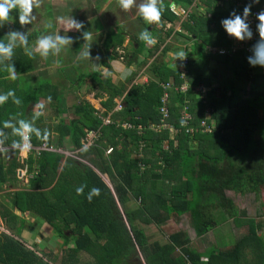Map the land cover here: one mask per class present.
I'll return each instance as SVG.
<instances>
[{
    "label": "trees",
    "instance_id": "trees-1",
    "mask_svg": "<svg viewBox=\"0 0 264 264\" xmlns=\"http://www.w3.org/2000/svg\"><path fill=\"white\" fill-rule=\"evenodd\" d=\"M191 1L166 0L181 7H189ZM216 1L204 0L203 13L190 14L191 22L180 24V28L193 37L190 50L184 52L185 65L174 67L160 62L155 80L131 85L123 96L124 89L112 86L108 79L93 73L91 80L97 91L107 95L101 103L104 110L101 114L108 113L112 124L102 126L95 110L83 101L73 107L78 120L73 124L58 123L53 128L55 136L50 143L49 135L43 138L45 130L26 118L32 95L49 99L52 93L54 100L56 95L55 88L47 82L36 85L37 89L23 84L22 75L32 71L34 61L33 55L24 52V47L38 36V32H28L27 45L20 46L18 42L11 58L0 62V94L9 90L15 93L0 105V146L7 148L13 141H21L13 128L4 127L5 121L19 127L18 122L23 119L38 129L41 137L31 134L32 147L53 145L56 148L65 141L72 149H78L85 131H98L90 148L82 150L80 155L94 156L89 164L106 176L110 187L88 165L64 159L54 152L40 150L27 154L21 164L13 156L6 157L5 169L0 164V183L6 180L5 172L12 174L14 179L15 170L20 167L30 174L26 189L6 195L8 205L18 215L28 214L52 228L64 247L65 259L61 264H75V255L80 251L91 250L97 256L92 241L98 243L103 252V259L92 264H120V258L134 253L135 249L144 264H162L165 259L177 264H201L203 255L187 245L184 233L168 235L162 245L148 243L136 222L158 226L172 215L187 213L194 236L199 237L216 225L214 211L220 209L228 217L234 216L232 203L224 197V190L251 192L258 185L264 186V149L259 147L261 138L264 140V97L254 92L256 89L251 93L257 85L264 86V67L251 65L240 51L230 57L205 54L204 46L229 45L221 22L231 18L230 12L241 15L247 6L244 1L241 7L231 5L221 10L215 7ZM167 3L161 5L162 20L172 23L174 17ZM258 4L259 9H264V0H259ZM3 28H0V42L6 44L8 36L1 33ZM169 33L165 32V36ZM111 43L119 45L120 36L106 37L103 47ZM205 60L221 64L226 71L249 83L247 96H243V89L235 91L219 81L216 86H210L211 78L202 76ZM9 66L15 69L14 73L4 70ZM11 75L16 78L11 79ZM166 82L174 87L186 84L184 92L167 89L168 122L178 127L179 112L186 102L194 129L191 137L181 128L172 138L166 130L156 133L150 128L158 123L157 109L163 92L160 84ZM199 85L206 88L202 94L194 91ZM116 97H121V109L111 112ZM14 99H19L20 103H14ZM200 121L210 127L209 133L201 131ZM122 123L132 128H122ZM138 125L140 130L136 129ZM108 148L111 151L105 154ZM81 185L84 186L83 195L78 196L76 188ZM93 187L100 189V195L89 202L87 197ZM131 200L138 204L135 210L127 207ZM16 213L9 211L0 215L3 229L8 233L0 232V264H49L14 239L21 235L24 227L23 219ZM69 243L71 247H67ZM204 255L208 258L206 264H263L264 261L263 245L251 229L231 248L215 255L210 252Z\"/></svg>",
    "mask_w": 264,
    "mask_h": 264
},
{
    "label": "rangeland",
    "instance_id": "rangeland-1",
    "mask_svg": "<svg viewBox=\"0 0 264 264\" xmlns=\"http://www.w3.org/2000/svg\"><path fill=\"white\" fill-rule=\"evenodd\" d=\"M99 2H101V5L106 4V0H41L40 7L37 8L34 6L32 15L35 16V20H33L30 24L20 25L19 20H18V16L15 17V16L11 15L12 21L10 22V25L4 24L3 25L4 28L2 29V31L3 32L18 31L24 35H27L28 32L36 31V32H38L37 39L33 40L31 45H35L37 40L41 36L50 35L53 38H55L56 36L61 37L60 32L63 31V32H66V33L72 35V36H66L65 35V36H63V38L66 37L68 39H72L73 45L68 44V45L61 46L60 52L58 54H56V57L58 58V57L62 56L63 53H61V51H63V50H64V52L69 51V52H71V54L74 55L77 52L76 48L80 47V45H79L80 40L78 39V35L76 36V33L79 31H84V30L82 28L79 30H77L75 28H69V25H68L69 21L73 20V19L78 21V22L81 21L83 18H85L88 15V11H87L88 7L90 5H93L94 8H98ZM166 3H167L166 0H163L162 5H165ZM107 10H108V8H107ZM111 12L113 13V15H112L111 22H109V24H108V26H110L109 30L111 31L112 29L116 28L118 31H120L119 33H121L123 26L120 25L119 27H116L117 25H115L116 23L119 24V20L117 19V17H119V15L116 13V10L114 8V4L111 6ZM43 16L50 17V18L53 17V18H51L47 23V22H45V19L43 18ZM61 17L63 19L67 20V21H64L62 23V25L58 24L59 20L57 19V18H61ZM49 24H51V27L48 26ZM131 26L134 27L136 29V31H138L142 25L140 23H133L131 21ZM111 27H114V28H111ZM0 28H2V27H0ZM57 30L59 32H57ZM74 31H76V32H74ZM124 36H126V35H124ZM180 39L181 38L179 36H177L178 43L183 44L184 41L182 39L181 40ZM17 42H19V41H17ZM31 49H32V47H31ZM84 50H85V48H84ZM173 50L176 51V50H179V48H174ZM226 50L227 49L225 48L224 51H226ZM83 52L84 51H81V53H80L81 58L83 57L82 56ZM50 53H52V52H50ZM66 56H70V55H66ZM126 56H127V54H126ZM156 59H159V58H156ZM163 59H166V58L164 57ZM49 60H51L50 65L53 64L55 66H56V64H59V61H60L59 60L58 63L53 62V61H55L53 56L51 58H49ZM159 60H161V59H159ZM40 62L41 61H39V63ZM72 62H73V60L71 59L69 61V64H71ZM123 63H124V61H123ZM69 64L67 66H69ZM208 65H211V64H208ZM70 67L72 69V72L75 75H79L81 71L85 72V74L87 76H88V74H90V72H89L90 66L88 65L87 61L81 62V61L77 60V62L73 63ZM174 67H175V65H174ZM50 70H51L50 68L41 67V64H40V67L37 68V73L42 72V75H45ZM55 71L59 72L58 69L54 70L53 72H55ZM224 71H226V70H224ZM98 72H100V71H98ZM227 72L228 73L225 76H229V82L237 81L236 83H232L233 85L229 86V87L235 91H237V90L239 91L240 89L241 90L243 89L244 90L243 96H245L246 93H248L247 91H248V84L249 83H245L241 79H238L230 71H227ZM263 72H264V70H263ZM38 74H40V73H38ZM102 75H104V74H102ZM212 76L216 77V79H223L222 73L220 75L217 71H214V73H212ZM77 77H80V76H77ZM57 78L58 77L55 76V78L52 79V81H56ZM212 80L214 82L215 79H212ZM41 81H45V79L39 78L37 80V82H41ZM41 84L42 83H39V84H37V86L38 85L40 86ZM49 84H51V83H49ZM62 84L66 88V91H67V95H68L67 97L68 98L66 100H68V102L70 101L72 104L83 102L86 98H89V96L93 95L92 90L97 89L94 84H92V86H89V83H78V81H74L73 83H66L65 82ZM121 84L122 85L125 84L126 86L130 85V83H118V85H121ZM225 84H227V82ZM67 85H68V88H67ZM37 86H36V89H37ZM90 87H92V89H90ZM253 91L254 92L257 91L260 97H264V86H258L257 85V87H255L253 90H251L252 94H254ZM47 93H50V91H47ZM227 93H228V91H227ZM57 94H58V90L56 91V95ZM102 97L105 99V96L102 95ZM33 98L34 97H32L29 100L30 102L28 104V111H27L28 117H26V118L29 122L40 127L41 130H47L48 131V133H49L48 143H50L49 141L52 138H54V136H55L53 128L58 123H60L62 121L57 120V117H54V115L51 114V111H49V110H51V105L52 104L55 105V103L49 102L50 103V105H49V103L46 104L40 100L36 101ZM86 100L91 105L88 102H86V101L85 102L88 103L91 107L95 105L94 101H92V98L86 99ZM38 105H43L44 109L42 112H40V109L38 110ZM56 106H57V104H56ZM95 112H96V110H95ZM41 113H43V114L41 115ZM193 142L194 141H191L190 145L191 144L193 145ZM90 146L89 145L86 146V144H84V146H83L81 143L80 148L72 149L71 146L67 142L64 141V143L62 145L57 146L56 148L53 147V145H51L50 147L52 148V151L54 153L61 155L64 159L68 158V159L78 161L80 163L88 165L90 168H92L94 170V168L89 164L90 163L89 160L94 158V156H90V155L81 156L80 155V152L82 150H86V149L90 148ZM68 147H69V149H68ZM259 147L264 149V140L262 138H261V145ZM40 150L49 151V149H47V147H45L44 145H40L38 147H32L31 146L30 150H28L26 152H19V150L14 149L12 146H10L9 148H5L4 150L0 149V164L2 165L3 169H5L6 168V166H5L6 165V157H10V156H13L15 158V161H17L18 163L21 164L22 161L26 158L27 154H30V153L35 154L37 151H40ZM13 152H15V154ZM18 171H19L20 176H18ZM24 171H25L24 167H20V168L16 169L15 170L16 175H15L14 179L12 178V176H13L12 174H7L5 172L6 180L4 183H0V215H6L9 212V208H11L8 205L6 195L8 193L13 192V191L27 188L26 186L28 185V180L30 178L29 177L30 174H27L26 172L24 173ZM101 177H102L104 182L108 183L105 175H101ZM224 197L229 199L233 205L237 206L238 209L240 210V212L241 211L244 212V213H240L238 215V217L241 216V218H242V216H244L246 219H253V218H259V217L264 215V186L262 184L258 185L255 188V190H253L251 192H245V191L244 192H235L232 190H224ZM216 204H218V202H216ZM137 206H138L137 202L134 200H131L128 202L127 207L131 210H135L137 208ZM118 210L120 213V209H118ZM247 211H249V212L247 213ZM222 215L224 216L225 221L226 220L228 221V225H222L223 226L222 228L214 230L212 232V234H208L205 238H202L201 240H198V239L196 240L194 238L192 241V244L190 245L191 246L190 248H192L195 251H202L207 246V244L210 242V244L212 245V249L223 250V249L229 248L230 246L235 244L236 243L235 240L239 239L244 233H246V231H247L246 230V224L244 223L241 227L238 225L239 221L242 222V221H246V220L239 219L238 217L231 219L230 217H228L224 213H222ZM222 215L220 213H218L217 218L219 219ZM174 216H176V215H174ZM179 216H177V217H179ZM22 219L24 221V227L22 229L21 235L19 237H14V239L19 241L24 246V248L33 251L38 256H41L49 264H61L62 260L65 259L64 255H63L64 247L61 244V240L54 236L52 228L49 227L48 225L42 223L38 218H35V217L30 216L28 214H24L22 216ZM217 224H218V222L216 223V225ZM136 225L142 230L147 241H157L160 244H164L167 236L170 233L177 230L178 228H180L179 230H184V233H186L185 235L188 234L189 237L192 239V236L190 235L191 234L190 232L192 231L191 230V221H190V218L188 216H187V218H184V217L176 218L175 217V219L172 222H170L169 224L164 223L160 227H154L153 225H145V224H141L139 222H136ZM0 227H2V229H3V226H1V224H0ZM2 229H0V230H2ZM0 232H2V231H0ZM6 234H8V233L6 232ZM91 245H92L94 250L97 249L95 252H97L96 254H98V255L95 256L94 254H92L91 250L87 251V252L86 251L77 252V254L75 255V258H76L75 264H92L94 261H97V260L100 261L101 259H103V252L101 249H99V246H98L99 244L92 241ZM71 246H72V243H69L67 245V247H71ZM210 248L211 247H208V250ZM133 258H134V260H133ZM120 260L122 261V263H120V264H138L136 262L139 261L141 263L142 262L141 260H143V259L141 258L138 250L135 249L134 253H131V254L125 256L124 258H120ZM133 262H135V263H133ZM200 262H201V264H206L205 260L201 259Z\"/></svg>",
    "mask_w": 264,
    "mask_h": 264
},
{
    "label": "crops",
    "instance_id": "crops-1",
    "mask_svg": "<svg viewBox=\"0 0 264 264\" xmlns=\"http://www.w3.org/2000/svg\"><path fill=\"white\" fill-rule=\"evenodd\" d=\"M140 1V2H139ZM144 0H136L135 4L133 5L132 9H130L129 11L125 12L124 10H122L119 7L118 4V0H106V4L101 5V2H99V6L98 8H94L93 5H90L88 7V15L83 18L81 21L84 27L82 28L84 31H79L76 33V36L78 35V39L80 40V47L76 48L77 52L73 55L71 54V52H64L61 51V53H63L62 56L60 57H56V54L50 53L47 58L41 57L39 53H37L35 51V45H31L32 41L37 39L33 38L32 40H30L29 44L27 46L24 47V52H32V55L34 56V61L32 62V71L26 73V75H22L23 81H24V86L25 87H35L36 85L39 83H51L50 85L55 88V90H58V94L55 95V100L53 99V97L51 98V102L55 103V105H51V114L54 115V117H57V120H61L63 123H75L78 120V115L76 113H74L73 111V107L76 104H72L70 101L68 102V100H66L68 97L67 95V91L66 88L63 86L62 83H73L74 81H78V83H89V86H92L94 82V80H91V75L93 73H99L101 74L102 77L106 78L109 80L110 84H113L112 86H116V87H120L122 89H124V92L122 94V96L124 95L125 91H127L131 85H144L146 84L148 81L150 80H155V72L156 69L160 66V62L165 63L168 66H174L178 67V63H179V59L177 57V53L183 51L184 52V47L186 45L187 42H185L184 39H182L184 41L183 44H179L177 41V35L174 34L173 29H176V24L173 25V29L171 34L167 35L165 37V32L166 29H168V27L170 26V23L165 22L164 20H161V23L159 24H147L144 22V20L142 19V17L139 14V5L141 3H143ZM230 1H226V0H222L217 7H220L224 10L228 9ZM114 4V8L116 10V13L119 15V17H117V19L119 20V24L116 23L115 25H117L116 27H119L120 25H122V31L121 33H119L120 31H118L116 28L112 29L111 31L109 30L108 24L109 22H111L112 19V15L113 13L111 12V6ZM108 8V10H107ZM199 10H202L201 8H197ZM10 15L17 17L18 16V11L17 10H13ZM43 18L45 19V22L48 23V21L53 18V17H45L43 16ZM67 21L66 19L63 20H59L58 24H61ZM131 21L133 23H140L142 26L140 27V29L138 31H136V29L134 27L131 26ZM164 21V22H163ZM6 25H10V23H5ZM125 25V26H124ZM129 27V28H128ZM166 28V29H165ZM144 30H147L150 34H152L153 38L155 39V41H166L163 43L165 44V46L163 48L161 47H156V43L153 45H148L145 42L139 40L138 38V34ZM4 35H7L10 33V31H6L3 32ZM57 32H59L57 30ZM76 32V31H74ZM85 32H89L92 35V39L91 40H85L84 39V33ZM66 32L61 31L60 32V36L63 38V36H72ZM117 34L120 36L121 38V43L115 44L113 45L112 43L107 47L104 48V40L106 39V37L110 36V35H114ZM126 35V36H124ZM70 40V45H73V41L72 39ZM113 41V40H112ZM129 41V42H128ZM18 43V42H17ZM87 46V50L89 55L87 57H80V53L81 51H85L84 48H86ZM32 47V49H31ZM165 48H167L166 50H164ZM174 48H179V50H173ZM173 50V51H172ZM126 52V53H125ZM127 54V56H126ZM66 55H70V56H66ZM53 56V58L55 59V65H50L51 64V60H49V58H51ZM125 56V57H124ZM162 57V58H161ZM166 59H163V58ZM36 58V59H35ZM159 58V59H156ZM73 60V62L71 64H69L70 60ZM77 60L79 61H87L88 65L90 66V74H88V76L85 74V72H80L79 75H75L72 72L71 69V65L75 62H77ZM39 61H41L39 63ZM124 61V63H123ZM161 63V64H162ZM45 67V68H50L51 70L46 73L45 75H42V72H38L40 74L37 73V68L40 67ZM69 64V66H67ZM155 65V67H151V65ZM211 64V65H208ZM58 69L59 72H53L54 70ZM224 67L221 64H216L213 60H205V65L202 69V76L205 77H210V86H216L217 82H221L226 86H232V83H236L235 82H229V76H225L227 75V71L223 70ZM100 71V72H98ZM214 71H217L220 75L222 73L223 75V79H216V77L212 76V73H214ZM104 74V75H102ZM90 75V76H89ZM232 75V74H231ZM55 76H57L58 78L56 79V81H52V79L55 78ZM80 76V77H77ZM77 77V78H76ZM89 77V78H88ZM39 78H44L45 81H41V82H37V80ZM128 79V80H127ZM212 79H215L214 82ZM227 82V84H225ZM118 83H130V85L126 86L124 85H118ZM229 83V84H228ZM68 88V85H67ZM90 89H92V87H90ZM89 89V90H90ZM92 94L91 96H89V98L86 99H91L92 101H94L95 105L92 106L93 109L96 110V112H103V108L101 106V103L105 100L103 96H105V98L107 97V95L105 93L102 92H98L97 89L96 90H92ZM56 93V92H55ZM228 94V93H226ZM52 96V93L49 94V96ZM229 95V94H228ZM227 95V96H228ZM50 96V97H51ZM121 96V97H122ZM32 97H34L33 99L40 100L46 104L49 103V99L47 98H42L36 95H32ZM30 97V99L32 98ZM121 97H116L113 99V103L115 104L116 102H120L121 101ZM84 100L86 102H88L87 100ZM30 102V101H29ZM89 103V102H88ZM57 104V106H56ZM90 104V103H89ZM50 105V103H49ZM91 105V104H90ZM41 106V105H38ZM43 106V105H42ZM44 108L40 109V112L43 111ZM81 142V140H80ZM47 149H49V151L47 152H53L52 148L49 146L47 147ZM69 149V147H68ZM26 155V154H25ZM95 173L101 178V180L103 181L101 174H99L95 169H94ZM19 172V171H18ZM25 173V171H24ZM20 176V175H19ZM30 177V176H29ZM106 177V176H105ZM107 179V178H106ZM108 181V180H107ZM104 182V181H103ZM106 185L109 184L104 182ZM110 186V185H109ZM28 187V185L26 186ZM233 210H234V216L230 217L231 219H234L235 217H238V215L240 213H244V212H240V210L238 209L237 206L233 205ZM9 211H11L12 213H16V211H14L12 208H9ZM250 211V210H249ZM247 211V213L249 212ZM217 213H220L222 215V210L218 209L215 211ZM17 214V213H16ZM225 214V213H224ZM18 215V214H17ZM19 217L22 218V216L18 215ZM172 215L168 220L164 221L163 223H161L158 226L153 225L154 227H160L161 225H163L164 223L169 224L170 222H172L175 217L179 218V217H184L187 218V216L190 218L189 214L185 213L180 215L179 217ZM216 216V218H217ZM239 219H243L246 221H239L238 225L241 227L244 223L246 224V233H244L239 239L235 240V242H238L242 237H244L248 230L251 229L254 232V235L261 241V244L263 245V249H264V215L259 217V218H253V219H246L244 216L238 217ZM217 225H214L212 228H210L205 234L196 237L194 236L193 231H191L190 235L192 236V239L189 237V235H185V237L188 239V246L191 247L190 245L192 244L193 239L195 238L196 240H201L202 238H205L208 234H212V232L216 229H220L223 226L222 225H228V221H225L224 216L222 215L219 219L217 218ZM261 222V223H260ZM0 224L2 226V222L0 220ZM237 225V226H238ZM229 227V226H228ZM0 229H2V227H0ZM180 228H178L177 230H175L174 232L170 233L173 234L175 232H182L184 233V230H179ZM192 230V228H191ZM231 230V229H230ZM233 230V229H232ZM3 233L6 234V232L2 229L0 230ZM169 234V235H170ZM186 234V233H184ZM148 243L151 242H157V241H147ZM158 243V242H157ZM166 243V241H165ZM164 243V244H165ZM160 244V243H158ZM162 245V244H160ZM234 245V244H233ZM232 245V246H233ZM232 246H230L229 248H231ZM208 247H211L208 250ZM229 248L223 249V250H216V249H212V245L210 244V242L207 244V246L202 250V251H196L197 253L202 254V257H207L204 255V253L206 254L207 252L213 253L214 255L217 252H221V251H225ZM195 251V250H194ZM175 252H177L175 250ZM142 262L140 263L138 261V264H144V261L141 260ZM201 261V259H200ZM206 262L208 261L205 260ZM162 264H177L175 262H170L168 259H165L162 261ZM189 264V263H186ZM264 264V261H263Z\"/></svg>",
    "mask_w": 264,
    "mask_h": 264
},
{
    "label": "clouds",
    "instance_id": "clouds-1",
    "mask_svg": "<svg viewBox=\"0 0 264 264\" xmlns=\"http://www.w3.org/2000/svg\"><path fill=\"white\" fill-rule=\"evenodd\" d=\"M204 0H192L189 7H181L180 5L174 4L173 2L167 3V8L169 10L170 5L171 6H177L183 9L186 13L184 16L182 15H175L169 10V13L173 15L174 20L172 23H170V26L167 31H170L169 34H171L173 25H177L176 29L174 31V34L179 36L180 38L184 39L186 43L184 47V52L189 51L191 47V41H193V37H191L189 34H187L183 29L180 28L181 23L185 22H191L190 21V14L195 13H203L204 8L201 6L202 2ZM222 0H217L215 2V7L221 2ZM230 1V6L233 7H241L242 3L245 1L247 6L243 9V13L241 15L236 14L235 12H230L231 18L224 19L221 23L224 28V30L227 33L226 39L229 40V45L226 47L222 46H204V52L207 56H224L230 57L234 55L236 52L243 53L240 49H236L235 52L231 54H222L218 55L216 53L211 54L210 52L206 51V47H216V48H226L229 50L230 47L235 46L238 44V42H243L245 39H251L252 32L250 30V26L247 23V18L251 14L252 11H260L257 14V20L259 23L257 24V30L259 33L260 40L256 44L254 48V55L252 57H249V63L253 66L257 65L258 67H264V9L258 8L259 0H252V3H256L255 5H252L251 0H226ZM136 0H118L119 7L124 10L125 12L132 9L133 5L135 4ZM162 2L163 0H144L143 3L139 5V14L147 24H159L162 20ZM41 0H0V27H3L5 23H10L12 21V17L10 13L13 10L18 11V20L20 25H27L30 24L33 20H35V16H33V9L35 7H40ZM197 8H201L202 10H199ZM221 10H224L220 7H217ZM227 10V9H226ZM58 20H63V18H57ZM164 22V21H163ZM166 22V21H165ZM69 28H75L77 30L84 27L82 22H78L76 20H70L69 21ZM51 27V24L48 25ZM228 35L234 38H228ZM166 37V36H165ZM139 40L145 42L148 45H153L156 43V47L163 48L165 44H163L165 41H155L152 34H150L147 30H144L139 33L138 36ZM84 39L85 40H91L92 35L89 32L84 33ZM180 39V40H181ZM190 41H189V40ZM17 41H19L20 46H25L28 43L27 36L18 32V31H12L8 34L7 37V43L0 42V62L3 61L4 58H11L13 53V48L17 46ZM70 43V40L68 38H61L59 36H56L53 38L52 36H41L37 42L35 51L40 54L41 57L47 58L52 52L53 54H58L60 52L61 46L68 45ZM183 51L177 53L179 66H181L180 58H185V53ZM29 55H32V52L29 51ZM244 54V53H243ZM89 55L87 51V46L85 48V51L82 53L83 57H87ZM247 59V58H246ZM178 66V67H179ZM8 73L12 74L14 73L15 69L11 66L4 69ZM264 74V72H263ZM11 79H15L16 77L14 75L10 76ZM15 93L12 90H9L6 94H0V105H3L9 97H14ZM49 102H51V97H49ZM14 103L19 104V99H14ZM43 108V106H40ZM43 113H41L42 115ZM19 127H14L13 124H11L8 121H5L4 127L6 128H13V132L18 135L21 138L20 142L13 141L12 147L14 149L19 150V152H26L30 150L31 143H30V137L31 134L35 133L37 138L41 137V133L38 129L34 128L32 124L29 122L21 119L19 120ZM181 125L184 126L185 122L181 120ZM49 135L48 131L45 130L44 137L47 138ZM9 148V147H7ZM83 185L76 188V194L83 195ZM100 195V189L97 187H93L91 189V194L87 197L88 201L91 202L93 197H98ZM202 260H207V257H201Z\"/></svg>",
    "mask_w": 264,
    "mask_h": 264
},
{
    "label": "built area",
    "instance_id": "built-area-1",
    "mask_svg": "<svg viewBox=\"0 0 264 264\" xmlns=\"http://www.w3.org/2000/svg\"><path fill=\"white\" fill-rule=\"evenodd\" d=\"M252 3V0H251ZM256 3H252V5H255ZM169 10L174 13L175 15H185V11L183 9H181L180 7L177 6H171L169 7ZM260 11H252L251 14L249 15V17L247 18V23L250 26V30L252 32V37L251 39H245L243 40V42H238L237 45L232 46L229 48V50L224 51V48H216V47H206L205 50L210 52L211 54L216 53L218 55H222V54H231L233 52H235V50L240 49L245 57L247 58V60H249V57H252L254 55V48H255V44L256 42H258L260 40L259 37V33L257 30V24L259 23V21L257 20V14ZM228 38H234L228 35ZM235 39V38H234ZM180 62H181V66L185 65V58H180ZM181 75H184V72H182ZM161 88L163 89V92L160 96L159 99V103L160 105L158 106L157 112L159 115L158 118V123L150 125V128L152 129V131L159 133L161 131L166 130L168 133L169 138H172V136L177 133L180 128L183 130V133L189 137L192 136L194 129L191 127L190 125V121H191V115L188 112V108L186 105V102H184V104L182 105L180 112H179V116H178V127H175L172 123L168 122L169 119V109H168V99H169V94L167 92V89L172 88L174 91L176 92H184L186 89V84H182L179 87H174L173 84L171 82H166V83H161L160 84ZM206 90V88H204L202 85L196 86L194 88V91L196 93H203ZM121 109V105L120 102H116L112 111L111 112H116L119 111ZM205 115H208V111H205ZM95 116L98 118V120L100 121L102 126H106V125H110L112 124V121L109 118V114L107 113L106 116H102L101 112H95ZM181 120H183L185 122L184 126L181 125ZM122 128H132V126L128 123H122L120 125ZM199 126L201 128L202 132L205 133H209L211 131L210 127L207 126L205 124L204 121H200ZM137 130H140L141 127L138 125L136 126ZM98 136V131H85V136L84 138L81 139V143L84 146V144L87 145H92L93 141L97 138ZM1 150H4L5 148H3L2 146H0ZM111 151L110 148H108L105 153L108 154Z\"/></svg>",
    "mask_w": 264,
    "mask_h": 264
},
{
    "label": "water",
    "instance_id": "water-1",
    "mask_svg": "<svg viewBox=\"0 0 264 264\" xmlns=\"http://www.w3.org/2000/svg\"><path fill=\"white\" fill-rule=\"evenodd\" d=\"M18 176H19V172H18ZM107 186L110 187L109 184H107Z\"/></svg>",
    "mask_w": 264,
    "mask_h": 264
},
{
    "label": "flooded vegetation",
    "instance_id": "flooded-vegetation-1",
    "mask_svg": "<svg viewBox=\"0 0 264 264\" xmlns=\"http://www.w3.org/2000/svg\"><path fill=\"white\" fill-rule=\"evenodd\" d=\"M123 260V259H122ZM133 260H134V258H133ZM133 263H135V262H133ZM136 263H138V262H136Z\"/></svg>",
    "mask_w": 264,
    "mask_h": 264
}]
</instances>
